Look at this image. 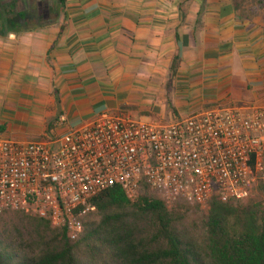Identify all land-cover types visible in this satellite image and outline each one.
<instances>
[{
	"label": "crops",
	"instance_id": "0c3cea01",
	"mask_svg": "<svg viewBox=\"0 0 264 264\" xmlns=\"http://www.w3.org/2000/svg\"><path fill=\"white\" fill-rule=\"evenodd\" d=\"M28 1L15 12L46 6ZM263 104L264 0H66L53 24L0 37V134L18 141L60 116L71 129Z\"/></svg>",
	"mask_w": 264,
	"mask_h": 264
},
{
	"label": "built area",
	"instance_id": "2783aa9c",
	"mask_svg": "<svg viewBox=\"0 0 264 264\" xmlns=\"http://www.w3.org/2000/svg\"><path fill=\"white\" fill-rule=\"evenodd\" d=\"M65 125L60 116L37 141L0 135V215L45 220L75 241L90 201L109 188L130 203L147 191L169 210H208L213 199L247 200L264 178V104L211 106L168 123L105 112Z\"/></svg>",
	"mask_w": 264,
	"mask_h": 264
},
{
	"label": "trees",
	"instance_id": "16d2710c",
	"mask_svg": "<svg viewBox=\"0 0 264 264\" xmlns=\"http://www.w3.org/2000/svg\"><path fill=\"white\" fill-rule=\"evenodd\" d=\"M18 1L0 0V37L53 24L66 2L54 0L51 6L46 1L45 7L30 5L15 12ZM3 130L0 126V133ZM262 197L264 179L257 183L254 195L242 202L223 204L213 199L201 241L192 245L182 242L176 230L184 206L177 204L169 211L148 192L130 203L115 186L90 201L94 210L84 219L83 233L75 241L45 220L18 213L37 249L31 258H20L18 249L2 237L4 220L0 217V264H264Z\"/></svg>",
	"mask_w": 264,
	"mask_h": 264
},
{
	"label": "rangeland",
	"instance_id": "374dc122",
	"mask_svg": "<svg viewBox=\"0 0 264 264\" xmlns=\"http://www.w3.org/2000/svg\"><path fill=\"white\" fill-rule=\"evenodd\" d=\"M38 1L39 0H34V4L37 3ZM46 1L51 6L54 3V0H46ZM30 3H31V0L28 1V5H30ZM26 8L28 7H25V5L21 6V4L18 7V9H26ZM54 124H55V120L49 123V126L51 127L49 131L51 130L53 133H55ZM49 131L43 134V136L40 135L39 137H36L34 135H31L33 134L34 130L31 127L27 126L25 133H30V134H27L29 138L35 137L36 139L38 138L41 139L44 136H48ZM254 189L252 191L251 197L254 195ZM146 193L147 192L142 191L140 193V197L145 195ZM262 200L264 203V197H262ZM181 206H184V207L180 209L181 210L180 215L182 217V221L176 225L178 236L180 240L186 244L199 245L201 241L200 239L204 234L203 223L205 220V215H206L207 210L201 209L198 207L186 206L182 204ZM173 208L170 209L169 211L173 210ZM0 217H2L4 220L3 221V231L1 233L2 237L6 239L14 248L18 249L17 251L18 256L20 258H31L35 256L37 249L34 248L35 246L31 242V239H32L30 237L31 232L29 231V229L26 227V225L22 221L18 212L5 213V215L2 214L0 215ZM162 264H170V263L168 261H163Z\"/></svg>",
	"mask_w": 264,
	"mask_h": 264
}]
</instances>
